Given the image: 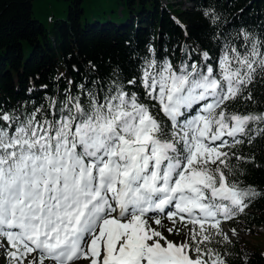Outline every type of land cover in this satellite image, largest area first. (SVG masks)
<instances>
[{"label": "snow or ice", "instance_id": "obj_1", "mask_svg": "<svg viewBox=\"0 0 264 264\" xmlns=\"http://www.w3.org/2000/svg\"><path fill=\"white\" fill-rule=\"evenodd\" d=\"M223 41L215 66L207 51L179 66L152 52L138 75L116 67L31 112L0 107L7 264H231L221 223L261 195L238 149L264 138V111L246 107L259 103L264 35Z\"/></svg>", "mask_w": 264, "mask_h": 264}, {"label": "trees", "instance_id": "obj_2", "mask_svg": "<svg viewBox=\"0 0 264 264\" xmlns=\"http://www.w3.org/2000/svg\"><path fill=\"white\" fill-rule=\"evenodd\" d=\"M210 9L216 24L204 16ZM241 29L264 35V0H0V107L31 112L66 90L105 82L116 67L138 75L142 58L152 52L179 66L203 63L207 51L215 66L223 35ZM251 87L259 103L247 109L264 111V82ZM238 151L254 156L241 179L261 195L220 227L235 230L227 245L231 264H264V239L250 238L264 235L254 227H264V138Z\"/></svg>", "mask_w": 264, "mask_h": 264}, {"label": "rangeland", "instance_id": "obj_3", "mask_svg": "<svg viewBox=\"0 0 264 264\" xmlns=\"http://www.w3.org/2000/svg\"><path fill=\"white\" fill-rule=\"evenodd\" d=\"M57 4H59V1H57ZM182 7L185 8V5H182ZM47 21L51 22V19H48ZM163 223H164L166 228L167 227H173V224L170 221L164 220ZM176 227H178V228L182 227V224H180L179 226L176 225ZM222 227L224 228L225 233L228 234L229 238L234 239L235 236L233 234V228H231L230 225L227 223H223ZM258 231H261V230H258ZM261 232H264V229H262ZM165 234L167 235V232H165ZM250 238L251 239H264V235H261V234L251 235ZM169 239H180V237L179 236H169ZM32 255H35V253H33ZM0 258H3V259L5 258L3 249H0ZM29 258H31V257H29ZM0 264H1V260H0ZM45 264H49V262L45 261Z\"/></svg>", "mask_w": 264, "mask_h": 264}, {"label": "bare ground", "instance_id": "obj_4", "mask_svg": "<svg viewBox=\"0 0 264 264\" xmlns=\"http://www.w3.org/2000/svg\"><path fill=\"white\" fill-rule=\"evenodd\" d=\"M255 227V230H261L262 231V229H264V227H261V226H254Z\"/></svg>", "mask_w": 264, "mask_h": 264}]
</instances>
